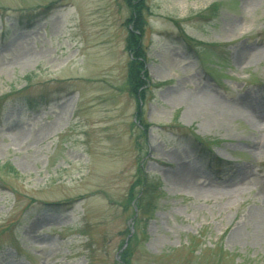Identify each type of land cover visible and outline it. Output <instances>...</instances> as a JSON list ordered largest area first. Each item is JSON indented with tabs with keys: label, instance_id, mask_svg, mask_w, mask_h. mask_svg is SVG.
Masks as SVG:
<instances>
[{
	"label": "rangeland",
	"instance_id": "374dc122",
	"mask_svg": "<svg viewBox=\"0 0 264 264\" xmlns=\"http://www.w3.org/2000/svg\"><path fill=\"white\" fill-rule=\"evenodd\" d=\"M143 7L139 121L124 0H0V264H118L140 168L131 264H264V0Z\"/></svg>",
	"mask_w": 264,
	"mask_h": 264
},
{
	"label": "trees",
	"instance_id": "16d2710c",
	"mask_svg": "<svg viewBox=\"0 0 264 264\" xmlns=\"http://www.w3.org/2000/svg\"><path fill=\"white\" fill-rule=\"evenodd\" d=\"M126 5L129 8L130 16L127 19V25H129L128 34L126 38V45L125 49L127 52L130 53V59L128 60V70H127V76H126V82L128 86V91L131 95H133L135 101H136V111L135 115L139 121H143V109H142V103L145 101L146 98V90L148 88L149 84V77L147 74V71L145 69V53L144 48L141 44V37L144 32V28L146 26L144 17L142 16L144 7H143V0H124ZM11 95V92L8 94H4L0 96V110L2 111L3 102L6 98H8ZM3 103V104H2ZM30 100H27L26 104H30ZM0 111V112H1ZM141 123V122H140ZM142 125V133L145 135V132L147 130V127L149 125L141 124ZM169 127H178L181 128V126L177 124H170ZM185 135H188L189 137H192L194 141L197 142V144H204V147H202L203 151H207L208 156V170L212 169L214 173L227 170L230 168V164L218 159L216 157H213L209 147L203 142V140L195 135L189 128L185 130ZM3 169L9 170L10 172L15 173L13 168L9 165H3ZM139 171L142 173V169L140 168ZM141 177L136 179V181L130 186L128 190V199L129 202L134 204L136 215L133 212V216L135 215L134 219H132V226H133V232L131 233L127 245L125 248L122 249L121 252L118 254V260L116 262L118 264H131L130 262V254L132 252L131 250V244L135 242L137 238V234L135 232L137 223L140 219V217L148 216L152 213L153 209L155 208L156 199L161 194L158 189V184L155 183L153 180L145 176L144 174H141ZM137 185H140V189L135 193L134 189ZM130 230H127L126 236L130 233ZM84 235V234H83ZM126 238V237H125ZM125 240L122 241V243L119 246V249L123 247ZM86 251V257H90V245L85 247Z\"/></svg>",
	"mask_w": 264,
	"mask_h": 264
},
{
	"label": "bare ground",
	"instance_id": "6f19581e",
	"mask_svg": "<svg viewBox=\"0 0 264 264\" xmlns=\"http://www.w3.org/2000/svg\"><path fill=\"white\" fill-rule=\"evenodd\" d=\"M201 97H205V94H203V96H201ZM207 97V96H206ZM242 105H243V102H242ZM238 109H240V110H242L243 108H241V107H237ZM264 119V115H259V116H253V120L255 121V122H258V121H262Z\"/></svg>",
	"mask_w": 264,
	"mask_h": 264
},
{
	"label": "water",
	"instance_id": "95a60500",
	"mask_svg": "<svg viewBox=\"0 0 264 264\" xmlns=\"http://www.w3.org/2000/svg\"><path fill=\"white\" fill-rule=\"evenodd\" d=\"M127 238H128V237H127ZM127 238H126V239H127ZM125 246H126V241H125V243H124V246H123V247H125Z\"/></svg>",
	"mask_w": 264,
	"mask_h": 264
}]
</instances>
